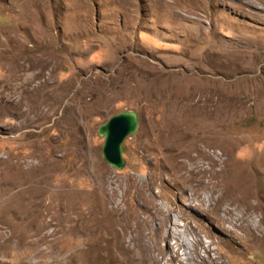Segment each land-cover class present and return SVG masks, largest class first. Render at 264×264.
Instances as JSON below:
<instances>
[{"label": "rangeland", "instance_id": "obj_1", "mask_svg": "<svg viewBox=\"0 0 264 264\" xmlns=\"http://www.w3.org/2000/svg\"><path fill=\"white\" fill-rule=\"evenodd\" d=\"M123 111L138 127L115 169L98 129ZM207 141L252 182L264 168V0H0V229L13 253L37 220L31 264H264V239L230 233L189 182L181 152Z\"/></svg>", "mask_w": 264, "mask_h": 264}, {"label": "bare ground", "instance_id": "obj_2", "mask_svg": "<svg viewBox=\"0 0 264 264\" xmlns=\"http://www.w3.org/2000/svg\"><path fill=\"white\" fill-rule=\"evenodd\" d=\"M219 146L222 149L220 155L215 154V151H208L210 147ZM198 155L191 156L190 150L182 151L194 166L192 171V184L193 188L201 187L203 191L211 193L212 201L219 208L222 207L223 213L229 218H225L224 222L231 225L230 233H235L236 230H243L246 238L253 240L256 244L264 239V236L256 234L260 232L258 225L255 223L254 218L259 212H262L264 202V168L260 169L256 165V172L254 174L256 180L252 182L245 173L236 174L234 168L229 165L228 151L229 147L224 144H218L212 141H207L205 146L194 145L192 148ZM222 156H225L224 158ZM200 157V161H198ZM219 169H215V167ZM215 195V197H213ZM232 207V209H231ZM237 213V215H236ZM260 215V214H259ZM29 214L21 215L23 220H32ZM234 217V218H233ZM264 217V213L262 214ZM3 216L0 215V221H4ZM35 229L26 235H18L19 239L18 248L22 249L21 253H13L10 248V241L15 238L14 233L2 231L0 229V262L8 263L5 259L10 257L14 263L10 264H31V260H38L44 255L40 247L45 239L43 227L39 221L34 220ZM22 234V233H20ZM35 237V240L29 241L28 238ZM235 238V237H234ZM185 241L182 240V242ZM185 244H188L185 241ZM188 248V247H187ZM209 248V247H208ZM12 250V251H11ZM10 251V253H9ZM211 264H223L220 256L211 260ZM202 262V261H201ZM200 262V264H201ZM34 263V262H33ZM199 264V263H198ZM203 264V262H202Z\"/></svg>", "mask_w": 264, "mask_h": 264}, {"label": "water", "instance_id": "obj_3", "mask_svg": "<svg viewBox=\"0 0 264 264\" xmlns=\"http://www.w3.org/2000/svg\"><path fill=\"white\" fill-rule=\"evenodd\" d=\"M138 127V116L133 111H123L112 115L98 129V134L104 137L102 155L104 160L115 169L124 165L122 145L124 140L134 134Z\"/></svg>", "mask_w": 264, "mask_h": 264}]
</instances>
